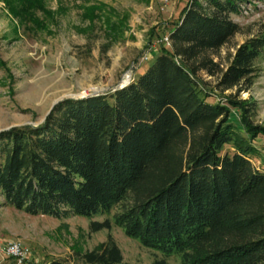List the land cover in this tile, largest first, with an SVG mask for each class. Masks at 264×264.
Instances as JSON below:
<instances>
[{"label":"trees","instance_id":"16d2710c","mask_svg":"<svg viewBox=\"0 0 264 264\" xmlns=\"http://www.w3.org/2000/svg\"><path fill=\"white\" fill-rule=\"evenodd\" d=\"M241 0H186L153 61L109 93L57 101L40 123L0 131V196L29 215H112L126 236L178 264H264V172L248 155L264 127L255 105L206 101L195 72L238 31ZM264 33L244 41L217 87L248 78ZM227 106L238 110L239 134ZM228 145L229 149L223 150ZM109 221H90V230ZM78 264H124L112 239L77 252ZM49 264H69L52 261ZM151 264H169L155 258Z\"/></svg>","mask_w":264,"mask_h":264},{"label":"rangeland","instance_id":"374dc122","mask_svg":"<svg viewBox=\"0 0 264 264\" xmlns=\"http://www.w3.org/2000/svg\"><path fill=\"white\" fill-rule=\"evenodd\" d=\"M185 2L0 0V131L40 123L54 100L109 93L128 75V83L132 81L153 61L160 45L170 46L161 41L166 37L169 42L167 33ZM229 17L238 31L217 49L207 51L215 63L213 73L199 69L195 75L208 94L207 102L226 105L228 97L247 100L255 105L251 122L264 127V50L253 59L248 78L228 89L217 87L238 46L264 33V0H241L239 11ZM227 107L229 121L242 134L238 110ZM256 137L258 149L248 157L264 162V135ZM227 149L224 145L223 150ZM130 202V196L126 197L108 213L90 218L57 219L16 210L0 196V264H16L2 250L8 242L27 249L19 264H78L75 253L96 248L107 236L124 264H151L155 258L178 264V255L163 256L144 247L113 224L112 215ZM103 219L109 221L107 229L90 230V221Z\"/></svg>","mask_w":264,"mask_h":264},{"label":"built area","instance_id":"2783aa9c","mask_svg":"<svg viewBox=\"0 0 264 264\" xmlns=\"http://www.w3.org/2000/svg\"><path fill=\"white\" fill-rule=\"evenodd\" d=\"M165 43L168 45V40L166 37H164V40L161 41V43ZM264 172V168H263ZM3 252L10 257L16 264H19L23 259L26 258V255L28 254L27 249L21 248L17 243L15 242H8L6 246L3 247Z\"/></svg>","mask_w":264,"mask_h":264},{"label":"crops","instance_id":"0c3cea01","mask_svg":"<svg viewBox=\"0 0 264 264\" xmlns=\"http://www.w3.org/2000/svg\"><path fill=\"white\" fill-rule=\"evenodd\" d=\"M256 138H258V137H255V138L252 140V144H253V145H254V140H255ZM254 147H255L256 149H258V147H256L255 145H254ZM249 161L252 162L251 164H252L253 166L255 165V168H256L257 170H259V171H263V168H264L263 164H264V162L261 161L259 158H254V161H252V160H249Z\"/></svg>","mask_w":264,"mask_h":264},{"label":"water","instance_id":"95a60500","mask_svg":"<svg viewBox=\"0 0 264 264\" xmlns=\"http://www.w3.org/2000/svg\"><path fill=\"white\" fill-rule=\"evenodd\" d=\"M128 80H129V75H128ZM128 80H127L126 82L122 83V84H119L118 86H115L114 88L111 89V91H113V90H115V89H117V88H120V87L126 85V84L128 83ZM111 91H110V92H111ZM98 94H104V92H102V93H92V94H90V95H98ZM60 100H61V99H60ZM57 101H59V100H54V101L51 103V105L49 106V108L47 109V111L44 113V115H43L41 121H43L45 115L49 112V110L51 109V107H52ZM41 121H40V122H41Z\"/></svg>","mask_w":264,"mask_h":264}]
</instances>
